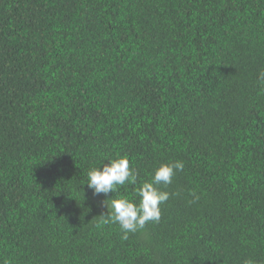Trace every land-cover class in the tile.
Listing matches in <instances>:
<instances>
[{
	"label": "trees",
	"instance_id": "obj_1",
	"mask_svg": "<svg viewBox=\"0 0 264 264\" xmlns=\"http://www.w3.org/2000/svg\"><path fill=\"white\" fill-rule=\"evenodd\" d=\"M0 264H264V0H0Z\"/></svg>",
	"mask_w": 264,
	"mask_h": 264
}]
</instances>
